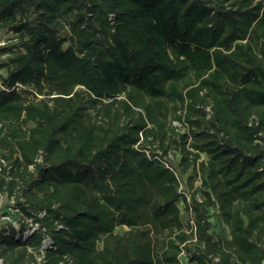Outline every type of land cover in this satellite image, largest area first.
I'll return each instance as SVG.
<instances>
[{"label":"trees","instance_id":"trees-1","mask_svg":"<svg viewBox=\"0 0 264 264\" xmlns=\"http://www.w3.org/2000/svg\"><path fill=\"white\" fill-rule=\"evenodd\" d=\"M0 30L2 264H264V0H0Z\"/></svg>","mask_w":264,"mask_h":264},{"label":"rangeland","instance_id":"rangeland-1","mask_svg":"<svg viewBox=\"0 0 264 264\" xmlns=\"http://www.w3.org/2000/svg\"><path fill=\"white\" fill-rule=\"evenodd\" d=\"M14 36L11 34L5 33L3 30H0V46L4 45L6 43H9L10 41L14 40ZM4 43V44H1ZM177 125V123H174ZM179 126V125H177ZM182 130V128L180 127ZM167 158L172 162L174 166H176L179 162L180 156L177 151H171ZM204 158V156H202ZM190 173L184 174L182 176H178L179 179V190L185 195L186 199L189 200L190 194L195 192V195L197 198H201L202 191H201V182L199 178H196L193 181V187L192 189H188L186 187V180ZM180 208H183V202L180 203ZM210 214V222H211V231L213 233H220L223 235L228 234V230L226 226L221 222L218 212L214 211L213 209L209 210ZM192 219V215L190 213L183 212V220L186 224L188 220ZM22 220H20V216L16 214V210L13 208V201L12 199H8L6 194L0 191V229L7 228L8 223L11 224L14 228L18 229L19 223ZM126 230L125 227H117L116 232L122 233ZM39 259V258H38ZM181 259L183 260L184 257L181 256ZM0 264H2V261L0 260Z\"/></svg>","mask_w":264,"mask_h":264},{"label":"built area","instance_id":"built-area-1","mask_svg":"<svg viewBox=\"0 0 264 264\" xmlns=\"http://www.w3.org/2000/svg\"><path fill=\"white\" fill-rule=\"evenodd\" d=\"M1 44H4V43H1ZM28 233H30V231H28L27 234H28ZM50 243H51V242H50L49 239H45V240H44L43 247H46V246L50 245Z\"/></svg>","mask_w":264,"mask_h":264},{"label":"water","instance_id":"water-1","mask_svg":"<svg viewBox=\"0 0 264 264\" xmlns=\"http://www.w3.org/2000/svg\"><path fill=\"white\" fill-rule=\"evenodd\" d=\"M27 237V236H26ZM26 237H25V239H26Z\"/></svg>","mask_w":264,"mask_h":264}]
</instances>
